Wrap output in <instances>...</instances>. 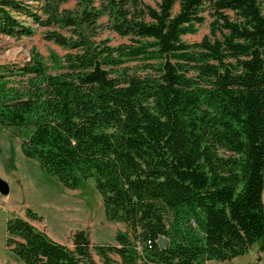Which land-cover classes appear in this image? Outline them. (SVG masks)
Listing matches in <instances>:
<instances>
[{"label":"trees","instance_id":"trees-1","mask_svg":"<svg viewBox=\"0 0 264 264\" xmlns=\"http://www.w3.org/2000/svg\"><path fill=\"white\" fill-rule=\"evenodd\" d=\"M63 1L0 0V34L28 37L37 24L66 50L51 54L55 72L35 50L0 64V126L63 187L93 178L106 216L130 232L92 246L98 263L85 230L70 249L12 216L6 246L25 264H205L254 243L264 251L260 0ZM207 18L208 34L182 40ZM104 30L127 41L112 45ZM137 59L149 72L124 65Z\"/></svg>","mask_w":264,"mask_h":264},{"label":"rangeland","instance_id":"rangeland-1","mask_svg":"<svg viewBox=\"0 0 264 264\" xmlns=\"http://www.w3.org/2000/svg\"><path fill=\"white\" fill-rule=\"evenodd\" d=\"M32 5L39 0H24ZM151 2L152 0H145ZM75 0H66L61 7L74 8ZM261 12L264 15V0H260ZM26 21H30L26 19ZM34 33L28 37L15 39L0 34V64L22 65L31 60V51L39 52L50 72L56 69L50 56L54 52L63 55L66 51L53 41L45 39L47 27L32 24ZM209 33L207 21L198 26L194 34H186L181 38L185 42L199 41ZM102 36H107L112 45L127 41L114 32L104 30ZM146 61L137 59L127 61L124 65L131 71L143 74L149 72ZM25 76L12 77L15 84L24 83ZM20 137L11 136L10 130L0 126V177L7 182V194L0 193V264H25L19 260L10 247L6 246V221L12 216L27 219L37 229L44 231L51 239L73 249V232L83 229L89 235L90 249L93 259L100 263L92 246L115 244L116 234L129 229L119 221L109 219L104 210L100 194L95 188L93 178L87 179L79 189H67L55 176L46 174L41 164L33 158L25 157L20 149ZM27 208L37 214V218L26 215ZM130 232V231H129ZM259 246V243H257ZM142 255V246L138 245ZM254 264H264V253L257 249L251 251ZM260 259L257 260V257ZM114 258H117L114 256ZM213 262H218L217 260ZM215 264V263H213ZM227 264V263H226Z\"/></svg>","mask_w":264,"mask_h":264},{"label":"crops","instance_id":"crops-1","mask_svg":"<svg viewBox=\"0 0 264 264\" xmlns=\"http://www.w3.org/2000/svg\"><path fill=\"white\" fill-rule=\"evenodd\" d=\"M262 201L264 203V184H263V189H262ZM254 249H257L258 251V246H257V243H254L251 248L244 254L242 255H239L237 257H234L233 259L231 260H228V261H218V262H213L215 260H207L205 262V264H254L255 263V260L253 258V254H251L252 252L251 251H254ZM262 253H264V251H262Z\"/></svg>","mask_w":264,"mask_h":264},{"label":"water","instance_id":"water-1","mask_svg":"<svg viewBox=\"0 0 264 264\" xmlns=\"http://www.w3.org/2000/svg\"><path fill=\"white\" fill-rule=\"evenodd\" d=\"M8 190H9V186L7 184L6 181H4L1 177H0V193L1 194H7L8 193ZM157 244H158V247L160 249L164 248L165 245H166V240L163 236H160L157 240Z\"/></svg>","mask_w":264,"mask_h":264}]
</instances>
